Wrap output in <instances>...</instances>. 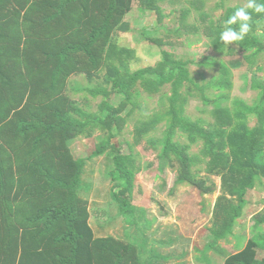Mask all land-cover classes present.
<instances>
[{"label":"trees","instance_id":"16d2710c","mask_svg":"<svg viewBox=\"0 0 264 264\" xmlns=\"http://www.w3.org/2000/svg\"><path fill=\"white\" fill-rule=\"evenodd\" d=\"M135 1L0 0V264H143L137 246L114 237L95 238L89 201L79 191L87 161L113 151L116 170L111 177L122 183L120 191L114 188L113 198L124 215L132 214L142 172L136 149L162 123V139L149 141V146L168 160L177 185L189 184L210 195L217 189L212 178H220L241 193L233 210L214 209L208 252L233 237L248 194L264 185V93L254 106L233 99L231 107L215 108L209 112L213 121L187 114L195 91L204 104L230 100L234 71L253 73L257 68L255 75H264V66H259L264 59V14L253 13L252 32L239 46L224 44L221 34L240 6L211 19L204 27L211 46L231 60L205 63L217 67L218 75L200 85L189 69L193 63L177 60L153 40L161 62L132 71L136 52L120 44L119 35L132 31L126 19ZM139 1L159 22L165 20L161 3L168 0ZM192 5L207 22L205 0ZM190 12L183 9L186 25ZM236 55L242 56L233 60ZM77 76L89 84L100 82L84 90L91 98L103 99L97 112L86 111L70 96ZM261 82L264 92V78ZM167 86L170 94L161 97V109L138 123L132 153L122 154L115 141L140 107L141 90L154 97ZM115 96L121 98L119 104L110 102ZM250 116L258 117L255 127L249 124ZM100 132L103 138L96 150L87 159L77 158L73 143ZM255 218L258 234L243 251L229 255L215 249L224 264H264V212Z\"/></svg>","mask_w":264,"mask_h":264},{"label":"rangeland","instance_id":"374dc122","mask_svg":"<svg viewBox=\"0 0 264 264\" xmlns=\"http://www.w3.org/2000/svg\"><path fill=\"white\" fill-rule=\"evenodd\" d=\"M195 0H168L161 3L166 18L161 23L155 12L145 10L140 1H135L134 11L129 17L132 31L121 33L119 42L123 46L133 49L136 57L131 63L133 72L155 67L161 62L160 48L150 41L163 43L164 48L170 51L177 60L193 63L189 69L193 78L200 85H205L217 77V67H205L214 59L229 62L231 58L219 56L212 48V42L205 31V26L211 19H218L229 7H241L246 0H205L203 11L209 14L204 22L202 13L193 7ZM191 10L186 22L183 23V9ZM209 19V21H208ZM198 30L194 31V27ZM263 31L264 26L260 27ZM232 49H235L233 47ZM242 55L232 59L237 60ZM264 66V59L259 61ZM258 69L234 71L231 99L218 103L212 101L204 104L196 91L195 98L191 99L187 114L194 120L207 119L213 121L212 110L217 107H231L233 99H240L248 106H254L264 93L260 88L264 75H255ZM257 77V78H256ZM100 82L89 84L82 76L74 77L70 96L89 112H97L102 98H91L84 90H92ZM170 86L163 89L160 95L149 96L141 90L140 107L136 110L124 132L118 135L115 141L121 147L122 154L132 153L131 145L135 143V129L141 120L161 109V97L170 94ZM121 98L115 96L110 99L113 104H119ZM258 117L250 116L249 124L255 127ZM165 129V123L158 126L136 149L138 166L142 172L137 176L135 198L132 204L135 210L129 216L124 215L120 205L113 198V190L117 186L120 191L122 183H117L111 177L116 170L113 151H107L91 161H87L83 176L82 194L91 203L92 227L101 222L108 229L104 235H138L132 239L133 244L140 248L143 264H224V256L215 252V249L229 255L243 251L249 241L258 232L256 231V216L264 212V185L251 191L248 196V205L245 213L238 221L234 235L227 242H220L208 252V245L212 244L210 229L213 226V212L215 208L233 210L239 205L240 191L237 187L225 184L220 178H212L217 186L216 192L204 195L189 184L177 185L176 173L167 159H161L159 152L149 146V141H160ZM102 133H97L91 140L84 138L73 143V151L77 157L87 159L100 144ZM183 142H186L182 139ZM200 147H195L198 152ZM205 176V175H204ZM95 219V220H94ZM181 235L180 249L172 251V237ZM156 244L153 248V245ZM224 253V254H226ZM264 258V253H261Z\"/></svg>","mask_w":264,"mask_h":264},{"label":"clouds","instance_id":"9594fccd","mask_svg":"<svg viewBox=\"0 0 264 264\" xmlns=\"http://www.w3.org/2000/svg\"><path fill=\"white\" fill-rule=\"evenodd\" d=\"M253 13L256 15L264 14V3H258V0H246L225 21L224 30L221 34V40L224 44L239 46L249 36L253 29Z\"/></svg>","mask_w":264,"mask_h":264},{"label":"crops","instance_id":"0c3cea01","mask_svg":"<svg viewBox=\"0 0 264 264\" xmlns=\"http://www.w3.org/2000/svg\"><path fill=\"white\" fill-rule=\"evenodd\" d=\"M131 16V15H130ZM130 16H128L127 17V19H126V21H129V17ZM78 77V76H77ZM72 80H73V78H72ZM71 86H72V81H71ZM77 142V141H76ZM75 143V142H74ZM72 150H73V147H72ZM74 152V151H73ZM74 155H75V153H74ZM76 156V155H75ZM77 157V156H76ZM77 158H80V157H77ZM80 159H82V158H80ZM82 187H83V185H82ZM82 187H81V189H80V191H79V194H80V196L81 197H83L84 199H86V200H88L87 198H85L84 196H83V194H82ZM89 201V200H88ZM91 203L89 202V211H90V215H91V218H90V226H91V228H92V230H93V232H94V235H95V238L96 239H104V238H109V237H114V238H116V239H118V240H121V241H124V242H127V243H130V242H132L133 240L132 239H137V237H138V235H104V233L106 232V231H108V229L106 228V227H104L103 226V224L101 223V222H99V223H97L96 224V226H95V228H93L92 227V220H93V217H92V212H91V205H90ZM95 220V219H94ZM171 237H172V240L170 241V244L172 243V245H173V247H172V251H175V250H178V249H180V245H179V241H180V239H181V235H170ZM133 243V242H132ZM156 244H154L153 245V247L151 248V249H153V248H155L154 246H155ZM135 246V245H134ZM176 252V251H175Z\"/></svg>","mask_w":264,"mask_h":264}]
</instances>
